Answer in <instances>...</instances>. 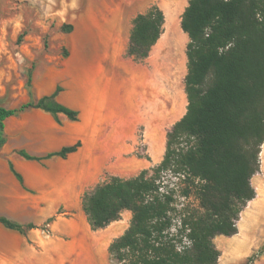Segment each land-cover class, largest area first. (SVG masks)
<instances>
[{
  "label": "trees",
  "instance_id": "16d2710c",
  "mask_svg": "<svg viewBox=\"0 0 264 264\" xmlns=\"http://www.w3.org/2000/svg\"><path fill=\"white\" fill-rule=\"evenodd\" d=\"M165 12L154 4L134 20L127 55L149 56L161 36ZM181 26L190 36L187 113L167 132L161 162L138 175H113L83 197V209L93 230L107 227L130 210L125 232L109 246L111 264H217L219 235L239 232L238 220L256 189L251 178L260 170L264 143V0H189ZM31 86L32 76L28 77ZM57 85L38 100L18 107L0 105V147L6 142L5 120L31 108L79 120L78 109L58 100ZM82 142L26 159L67 157ZM23 183L22 174L10 161ZM186 182L180 196L190 195L196 180L200 209L178 206L176 190L162 180L163 173ZM8 228L24 232L26 226L0 216ZM31 227V225L27 226Z\"/></svg>",
  "mask_w": 264,
  "mask_h": 264
},
{
  "label": "crops",
  "instance_id": "0c3cea01",
  "mask_svg": "<svg viewBox=\"0 0 264 264\" xmlns=\"http://www.w3.org/2000/svg\"><path fill=\"white\" fill-rule=\"evenodd\" d=\"M152 5V0H130V39L136 16L146 13ZM167 22L166 17L163 32L148 57L136 60L130 56V100L126 105L119 102L117 84L109 92L104 88L101 65L85 66L81 70L70 59L67 68L81 71L66 74L64 78L73 79L78 92L74 97L69 96L68 85L62 80L58 100L78 109L79 120L72 121L60 114L59 123L51 113L39 108L5 120L6 142L0 147V216L26 229L24 232L11 229L0 221V264H111L109 246L114 239L111 235L120 230L118 236L122 235L130 221L125 226H114L111 233L95 237L90 223L81 225L65 214L84 212V194L102 182L109 155L103 150L99 135L103 122L117 128L119 116H127L130 133L140 128L167 133L187 113L190 36L181 23L178 28H169ZM168 86L173 88L172 93ZM55 88L56 85L45 94ZM79 140L82 145L65 158L26 159L17 153L18 149H25L44 157ZM164 154L162 149L155 157L163 159ZM10 161L22 174L23 183L11 170ZM256 200H251L252 204ZM251 205L242 211L239 232L227 236L226 241L229 252L240 253L243 259L263 245L251 243L252 237L262 239L264 235L258 225L264 220ZM125 213L132 216L130 210ZM56 214L59 215L55 219ZM254 264H264V251L257 253Z\"/></svg>",
  "mask_w": 264,
  "mask_h": 264
},
{
  "label": "rangeland",
  "instance_id": "374dc122",
  "mask_svg": "<svg viewBox=\"0 0 264 264\" xmlns=\"http://www.w3.org/2000/svg\"><path fill=\"white\" fill-rule=\"evenodd\" d=\"M175 1L152 0L153 5L165 9L163 11L169 28L179 27L181 12L189 0ZM129 37L130 0H0V105L18 107L29 100L36 101L55 85H61L59 82L62 80L68 85L67 94L74 97L78 92L77 85L73 79L69 81L64 78V75H75L85 66L99 65L102 66L105 76L104 88L109 92L111 86L117 84L119 102L126 105L130 100V56L127 55ZM70 59L76 61V66L81 70H69L66 63ZM30 75L31 86L27 83ZM168 88L172 93L173 88ZM129 120L127 116H119L117 128L110 126L109 122L102 123L99 135L104 144L103 150H107L109 154L108 167L102 174V182L113 175L124 178L136 176L143 169H150L162 160L155 156L162 149L166 150L167 133L146 132L143 128L130 133ZM11 143L17 144L15 140H11ZM263 150L264 143L260 152V170L251 178L257 200L246 205L248 207L252 204L251 208L257 211L262 220ZM162 180L169 188L177 191L179 207L189 204L193 209H200L195 189L197 180L190 183L191 192L188 197L180 196L179 191L186 186V182L179 175L163 173ZM65 216L81 225H89L84 212L66 213ZM131 218V215L125 213L118 221L92 233L95 237L111 233L114 226H125ZM257 218L259 223L260 219ZM262 223L258 225L264 230V222ZM120 233L121 230L111 237L116 238ZM227 240L224 235L214 238L221 251L217 264H254L257 253L264 251V235L262 239L252 237L251 243L254 246L257 242L263 245L247 259H243L240 253L232 255Z\"/></svg>",
  "mask_w": 264,
  "mask_h": 264
},
{
  "label": "bare ground",
  "instance_id": "6f19581e",
  "mask_svg": "<svg viewBox=\"0 0 264 264\" xmlns=\"http://www.w3.org/2000/svg\"><path fill=\"white\" fill-rule=\"evenodd\" d=\"M179 17H180V16H179ZM262 154H264V150H263ZM262 156H264V155H262ZM262 158H263V157H262Z\"/></svg>",
  "mask_w": 264,
  "mask_h": 264
}]
</instances>
